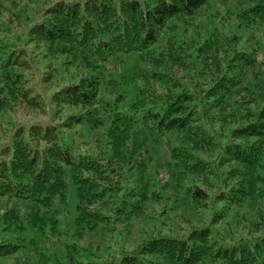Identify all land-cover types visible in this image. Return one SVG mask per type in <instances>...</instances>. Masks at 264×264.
<instances>
[{
    "label": "trees",
    "instance_id": "16d2710c",
    "mask_svg": "<svg viewBox=\"0 0 264 264\" xmlns=\"http://www.w3.org/2000/svg\"><path fill=\"white\" fill-rule=\"evenodd\" d=\"M8 1L0 116L21 98L48 117L0 146V264L33 245L37 264H264V0L225 16L216 0H38L21 44L4 35ZM29 45L47 71L27 74ZM156 204L181 208L187 233L127 238ZM219 221L262 231L227 241Z\"/></svg>",
    "mask_w": 264,
    "mask_h": 264
},
{
    "label": "rangeland",
    "instance_id": "374dc122",
    "mask_svg": "<svg viewBox=\"0 0 264 264\" xmlns=\"http://www.w3.org/2000/svg\"><path fill=\"white\" fill-rule=\"evenodd\" d=\"M35 1H38V0H14L13 3H10L9 1L5 2L4 4L5 8H2L1 17H2V21L4 24L5 31H6L4 35L11 42H14L16 44H21L20 40L21 38H24V36H22V33L26 34L25 27L29 26L32 22H34V20H37L39 18V8H41V3H36ZM75 1L82 2V0H75ZM242 1L244 2L245 0H225V1L216 0L215 5H212V7H210L209 10L211 12H214L216 8L218 11L222 13L223 16H225L226 7L237 6L238 2H242ZM40 2H42L43 4L42 9H44V7L51 4L50 2H48V0H40ZM208 12L209 11L205 10L202 12L203 15L201 13L200 16L205 17L206 14H208ZM13 13L18 14L20 16V19H17L16 16H13ZM259 18H261V16ZM41 46L43 47V45ZM29 47L32 48V45H29ZM29 47H26V48H27L28 53L31 56L32 62H31V69L27 70V74L35 73L36 72L34 71L35 69L39 71H44V70L47 71V69L45 68L46 61H43L41 56H39V58H37V56L34 57L33 48L31 50ZM39 52H40V49H36V55L39 54ZM34 65H35V68H34ZM153 67L154 65H151L149 63H147L146 65L147 69H152ZM167 73H170V72H167ZM35 75H31L29 79L31 84L34 83V80H36ZM172 75L175 76L176 80H178L179 82L181 83L186 82V78L184 77L183 71L173 68ZM152 87L156 91L157 95H161L162 93H165L166 91V90L163 91L161 88H159L158 86L154 84H152ZM54 88L55 87H51L49 84L43 85L42 86L43 93H44L43 96L47 97V95L50 94L54 90ZM3 95L5 94L3 93ZM16 100H19L20 102L17 101L16 103ZM12 104H13L11 105L12 109L6 110L5 111L6 113L0 116V146H2V144L5 142V138H6L5 136L8 132V129L10 131L13 125L15 124L26 125V124H31V123L35 124L37 122L41 123V122H45L48 117V115L44 111H42L40 108L26 103L21 98L15 99L14 102L12 101ZM153 178L154 179L156 178V183L158 185L163 186L167 184V182L169 181V174L164 170H159V173L155 177L153 175ZM115 180L121 183L119 179L116 178ZM200 181H197L199 186L201 183ZM209 182L212 184L213 183L212 179H210ZM205 187H206L207 193L212 194V189L209 188L208 186H205ZM177 200H179L180 205H183V201L185 202L187 201L185 200V198L181 197V194H178ZM93 210L94 211L96 210L95 207L93 208ZM163 210L164 209L162 205L160 204L154 205L144 215V220L146 222V225L141 224V225L136 226L135 228L134 226L130 227L127 233L128 235L127 238L129 239L132 238L133 240L135 235H140L143 232H148V233L152 232L153 234L168 235L172 237H183L187 233V228L191 224L187 223L186 225L183 222V219H182L183 216H181L179 213L181 208H178L176 210L177 213L175 214L171 210L168 212V214H166L164 213L165 211ZM206 217L207 215L205 213L199 212L198 215L196 216H190V220L192 223L208 224V220ZM215 224L214 225L216 226V229H219V231L217 230L218 234L222 236L224 239H226L227 241H234L235 235H234L233 230H236L239 232L244 231L245 233H248V231H251V230L256 233H261L262 231L261 227H258L256 229H251L250 227L246 225H240V224L238 225L237 223L235 224V221L234 223L229 222V223H224V224L223 222L219 221V222H216ZM234 225H236V227ZM222 226H225V228H222ZM221 229L225 230L227 235L229 234L228 237H225V235H222V232L220 231ZM239 237L241 236L239 235ZM45 241H46L45 246L43 243H41L42 244L41 247L43 248L44 251H46L45 247H47L49 249V252H52V249L54 248V242L50 240H45ZM32 242H34V238L32 239ZM33 247L34 245L31 248L30 247L27 248L23 252L13 255L12 258L4 262H1V264H37L39 263V260L36 259V254L34 252ZM114 251L115 250L113 248H108L107 250V252H114ZM40 262H42L43 264V262H47V260H44V261L40 260ZM48 264H50V262H48Z\"/></svg>",
    "mask_w": 264,
    "mask_h": 264
}]
</instances>
